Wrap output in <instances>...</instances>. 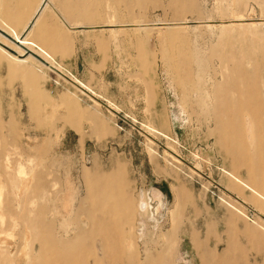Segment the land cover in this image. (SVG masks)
<instances>
[{"label": "rangeland", "instance_id": "1", "mask_svg": "<svg viewBox=\"0 0 264 264\" xmlns=\"http://www.w3.org/2000/svg\"><path fill=\"white\" fill-rule=\"evenodd\" d=\"M43 1L18 34L30 44L0 35V264H29L25 221L43 207L68 238L88 232L102 215L84 176L119 167L112 204L128 199L116 224L135 264H264V143L250 121L231 140L215 118H242L251 94L264 111V0ZM95 242L101 264H129Z\"/></svg>", "mask_w": 264, "mask_h": 264}, {"label": "bare ground", "instance_id": "2", "mask_svg": "<svg viewBox=\"0 0 264 264\" xmlns=\"http://www.w3.org/2000/svg\"><path fill=\"white\" fill-rule=\"evenodd\" d=\"M43 4L45 6L41 8V11L39 12L35 20V23L32 21L31 26L29 28L40 26V20L42 19L43 13L47 6L46 1L45 2L43 1ZM31 32L32 31H30V33ZM30 33L27 35L28 37L24 39H20L17 33H13V36H14L13 38L17 40L21 45L26 46L30 44L29 39H28ZM1 50H3V48ZM29 59L30 57L25 59L26 62ZM244 98L248 100L247 104H248V108L250 109H247V111H245L244 113L242 112V118H241V112L237 108L235 109L233 108L232 110L234 121H232V123L230 124H227V122L221 121L218 117H215V118L218 122L219 129L225 130L227 128L229 130V132L228 131L227 132L231 140H237L239 127L240 128L242 127V130H243L244 124L247 121H250L251 127H252L251 136L253 137L255 136L254 146L255 147L261 146V144L264 143V139L261 138V135L260 133H258L257 130L261 129L260 120L261 118H264V111L259 113L256 110L255 106H257L259 103V100H258L259 98L257 95L251 94V95L245 96ZM240 99L241 97L237 95L233 97V102L236 103L237 101H240ZM222 103L224 104V102ZM219 108L221 109L222 107L218 103V105H216V107L213 110V113L216 116H217V113H216L217 109ZM228 108L230 107H227V109ZM238 117H240L242 121L241 126H240V123L238 122ZM263 132H264V128H263ZM260 151L261 150H259L255 154V156L258 155ZM262 156L263 155H260L258 158L259 163L262 160L261 159ZM263 164H264V158H263L262 164L260 163L259 165L262 166ZM262 167H264V165ZM260 168L258 169L257 174L262 175L264 177V168L262 169ZM114 174L116 175L117 178L113 177L114 179L112 180L109 179L108 181H105L103 178L99 180H93L87 175L84 176L89 186V190L93 193L95 192V194L97 195L96 200L93 202V205H92V208H93L92 213L98 212L102 215V217H97V218L93 217L90 221H88L89 223L88 232L86 231V229H84V227H82L83 226V223H82L81 228L76 231L75 233L76 235L74 239L68 238L67 231H66L67 229L64 230L60 228V230L56 231L55 219H52L51 222L46 221L44 219L43 217L44 214L45 215L50 214L49 212L46 213L45 207L41 209V212L38 213L34 219H28L27 221H25L28 229L35 231L36 235L34 236V240L38 242L37 244L33 243L30 249V253L27 256H25V260L26 261L28 260L29 264H101L102 260L100 259L97 248L95 247L96 245L95 237L96 236L101 237V241L103 244V248L101 252L104 258L110 259L111 257L112 258L116 257V258L122 259L123 261H124V258H127L129 264L136 263L137 254L134 248H137V247L134 244L135 242L134 238L130 235L127 239L125 238L124 240H121L120 237L123 238L122 236H123L124 231L123 229L121 230V226L116 224V219L119 216H126L127 221L130 219L129 217L131 215V207L129 206L128 199L125 197L122 198L121 201L117 203L115 202L112 204L113 199H115V194H113V191L110 189V187L112 185H116L115 188H113V190L119 191L120 187L122 186V176L120 172V167L117 169L116 173ZM237 181L240 182L239 180ZM97 189H98V192L96 191ZM164 207H165V204L162 202L161 199H158L156 207L154 208V212H153L154 218H155V213H156L157 220L159 219L158 216H162L161 212L164 209ZM139 209L140 211H146L148 210V206L143 205L141 203L139 206ZM132 229L133 228L131 227V230ZM125 241H126L127 251L124 247ZM8 252H9L8 249L3 248L1 254L7 255Z\"/></svg>", "mask_w": 264, "mask_h": 264}, {"label": "crops", "instance_id": "3", "mask_svg": "<svg viewBox=\"0 0 264 264\" xmlns=\"http://www.w3.org/2000/svg\"><path fill=\"white\" fill-rule=\"evenodd\" d=\"M42 3L43 0H0V23L12 29V34H25L41 11Z\"/></svg>", "mask_w": 264, "mask_h": 264}, {"label": "water", "instance_id": "4", "mask_svg": "<svg viewBox=\"0 0 264 264\" xmlns=\"http://www.w3.org/2000/svg\"><path fill=\"white\" fill-rule=\"evenodd\" d=\"M0 35L2 37L6 38L10 43H12V44H14V45H16V46H18L20 48H23L17 40H15L13 37H11L10 35H8L6 32H4L1 29H0ZM26 52H28V50H26ZM28 53H30L34 58H36L38 61H40L43 65L48 66V64L44 60H42L40 57L32 54L31 52H28ZM53 70H55V69L53 68Z\"/></svg>", "mask_w": 264, "mask_h": 264}]
</instances>
